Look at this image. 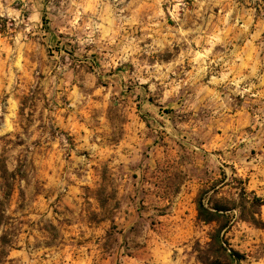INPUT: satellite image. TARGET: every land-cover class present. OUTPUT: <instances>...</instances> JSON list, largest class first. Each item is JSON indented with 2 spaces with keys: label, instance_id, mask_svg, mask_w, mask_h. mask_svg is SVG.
Wrapping results in <instances>:
<instances>
[{
  "label": "rangeland",
  "instance_id": "rangeland-1",
  "mask_svg": "<svg viewBox=\"0 0 264 264\" xmlns=\"http://www.w3.org/2000/svg\"><path fill=\"white\" fill-rule=\"evenodd\" d=\"M0 4V158L15 173L0 264H203L215 225L197 219L200 192L237 199L240 178L264 198V0H184L179 21L164 5L160 27L153 0H123L103 39L84 30L113 19L100 4ZM233 214L228 243L264 264V227Z\"/></svg>",
  "mask_w": 264,
  "mask_h": 264
},
{
  "label": "trees",
  "instance_id": "trees-1",
  "mask_svg": "<svg viewBox=\"0 0 264 264\" xmlns=\"http://www.w3.org/2000/svg\"><path fill=\"white\" fill-rule=\"evenodd\" d=\"M0 176L4 181V199L0 200V228L7 222L6 200L12 195L14 185L10 178L15 173L10 172L5 161L0 158ZM240 184L237 199L218 197L217 190L213 192L202 190L196 201L197 219L208 225H215L209 233V241L205 247L199 248V259L203 264H242L245 255L232 248L225 238V232L233 225L234 212L246 222L263 228L264 222L260 218L259 209L264 206V198L254 193H249L244 186V181L235 178ZM9 248H14L7 230L0 235V259L8 255Z\"/></svg>",
  "mask_w": 264,
  "mask_h": 264
},
{
  "label": "clouds",
  "instance_id": "clouds-1",
  "mask_svg": "<svg viewBox=\"0 0 264 264\" xmlns=\"http://www.w3.org/2000/svg\"><path fill=\"white\" fill-rule=\"evenodd\" d=\"M72 2L75 4L76 0H72ZM87 3L91 4H100L101 6L104 7L105 11L108 12L109 16H112L113 19L109 20L106 17H100L98 16L97 19H99L100 23L97 22V19H92L89 21L88 24L84 26V30L89 32V39L91 37V32H101L102 36L101 39L106 37L110 31L109 29H105L104 27V22H107L109 26L115 24L116 18H119V14L124 12V8L121 7L118 10L115 9L114 4H123V0H86ZM154 6H155V13L151 17V19L154 21L153 27H160L161 22L165 19V10H164V5H168L167 11L171 15V18L173 20L179 21L180 20V12L183 9L185 13H187L186 6L184 4V0H153ZM197 3L200 5V8H204L205 4L207 3V0H197ZM3 5L0 4V8H2ZM83 7V5H81ZM10 15L12 13H9ZM0 15H3V12L0 11ZM32 19H36L35 17H32ZM79 19V17H77ZM74 28L80 27V25L76 24L75 21L72 22ZM129 23H132V21H129ZM122 26V25H121ZM179 37L181 40L188 41V37L191 33H193L195 30L193 28H184L182 25L181 27L176 29ZM81 43H84V40L80 41ZM219 42V35L217 34L216 36H213L208 43L212 46L215 47V44ZM131 43V41H130ZM190 44V42H189ZM212 47L205 48L203 52L196 53L194 56V59L201 64L200 71L203 72L206 67H210V65H206L204 62L207 60L209 57ZM136 51H139V49H135ZM191 55V51L189 50L188 53H181L180 60L178 63H183V60L186 56ZM151 78V74L149 75V79ZM228 81V76L227 75H221L219 77V80L215 76L212 78V83L213 84H221L224 82ZM140 83H148L147 79H141ZM231 83H234L237 85V88H239V80L232 81ZM154 87V86H153Z\"/></svg>",
  "mask_w": 264,
  "mask_h": 264
}]
</instances>
